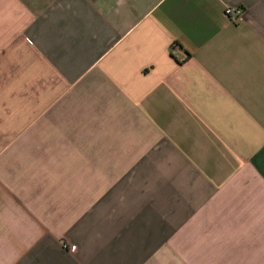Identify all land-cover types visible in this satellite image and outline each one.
I'll use <instances>...</instances> for the list:
<instances>
[{"label": "crops", "instance_id": "obj_1", "mask_svg": "<svg viewBox=\"0 0 264 264\" xmlns=\"http://www.w3.org/2000/svg\"><path fill=\"white\" fill-rule=\"evenodd\" d=\"M0 264H264V0H0Z\"/></svg>", "mask_w": 264, "mask_h": 264}, {"label": "built area", "instance_id": "obj_2", "mask_svg": "<svg viewBox=\"0 0 264 264\" xmlns=\"http://www.w3.org/2000/svg\"><path fill=\"white\" fill-rule=\"evenodd\" d=\"M245 14V8L243 6H226L225 7V15L228 18V20L232 22H237L243 15ZM67 246V245H65ZM72 251H75L77 249L76 245L70 246Z\"/></svg>", "mask_w": 264, "mask_h": 264}]
</instances>
